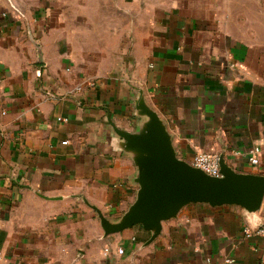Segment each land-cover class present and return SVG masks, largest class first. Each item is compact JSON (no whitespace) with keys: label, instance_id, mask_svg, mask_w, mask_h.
<instances>
[{"label":"crops","instance_id":"0c3cea01","mask_svg":"<svg viewBox=\"0 0 264 264\" xmlns=\"http://www.w3.org/2000/svg\"><path fill=\"white\" fill-rule=\"evenodd\" d=\"M146 112L178 159L264 176V0H0V264H264V199L106 231L142 190L123 135Z\"/></svg>","mask_w":264,"mask_h":264},{"label":"water","instance_id":"95a60500","mask_svg":"<svg viewBox=\"0 0 264 264\" xmlns=\"http://www.w3.org/2000/svg\"><path fill=\"white\" fill-rule=\"evenodd\" d=\"M146 115L150 122L143 135H123L129 146L145 154L140 161L143 187L123 222L116 227L106 226L107 232L140 224L157 234L163 220L174 217L190 204L235 205L247 212L262 207L264 176L238 173L227 166L222 156H219L220 176L205 174L178 159L158 118L147 112Z\"/></svg>","mask_w":264,"mask_h":264},{"label":"built area","instance_id":"2783aa9c","mask_svg":"<svg viewBox=\"0 0 264 264\" xmlns=\"http://www.w3.org/2000/svg\"><path fill=\"white\" fill-rule=\"evenodd\" d=\"M260 154L261 149L259 147L248 148L245 151V155L247 156L248 162L252 165L258 164ZM190 165L200 169L202 172L209 176H220L218 154L199 151L195 154ZM246 234L247 236L250 235L249 232H246ZM253 235L259 237L264 243V221L254 230ZM119 253L121 254L122 250H119Z\"/></svg>","mask_w":264,"mask_h":264},{"label":"rangeland","instance_id":"374dc122","mask_svg":"<svg viewBox=\"0 0 264 264\" xmlns=\"http://www.w3.org/2000/svg\"><path fill=\"white\" fill-rule=\"evenodd\" d=\"M138 7V6H137ZM107 9V7H105V10ZM135 9H136V7H135Z\"/></svg>","mask_w":264,"mask_h":264}]
</instances>
